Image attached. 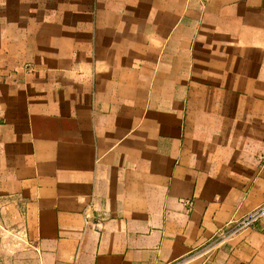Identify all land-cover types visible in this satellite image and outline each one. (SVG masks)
I'll return each instance as SVG.
<instances>
[{
  "label": "crops",
  "instance_id": "crops-1",
  "mask_svg": "<svg viewBox=\"0 0 264 264\" xmlns=\"http://www.w3.org/2000/svg\"><path fill=\"white\" fill-rule=\"evenodd\" d=\"M262 203L264 0H0V264H264Z\"/></svg>",
  "mask_w": 264,
  "mask_h": 264
},
{
  "label": "built area",
  "instance_id": "built-area-1",
  "mask_svg": "<svg viewBox=\"0 0 264 264\" xmlns=\"http://www.w3.org/2000/svg\"><path fill=\"white\" fill-rule=\"evenodd\" d=\"M264 218V203L254 207L240 218L233 219L220 227L210 243L206 245V252H209L219 245L227 242L240 232L252 227ZM88 221V220H87Z\"/></svg>",
  "mask_w": 264,
  "mask_h": 264
}]
</instances>
